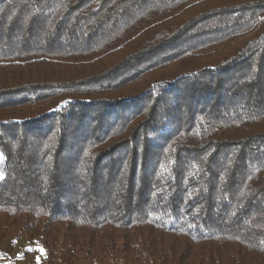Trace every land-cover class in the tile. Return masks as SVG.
<instances>
[{"label":"trees","instance_id":"16d2710c","mask_svg":"<svg viewBox=\"0 0 264 264\" xmlns=\"http://www.w3.org/2000/svg\"><path fill=\"white\" fill-rule=\"evenodd\" d=\"M0 156L44 264H264V0H0Z\"/></svg>","mask_w":264,"mask_h":264},{"label":"rangeland","instance_id":"374dc122","mask_svg":"<svg viewBox=\"0 0 264 264\" xmlns=\"http://www.w3.org/2000/svg\"><path fill=\"white\" fill-rule=\"evenodd\" d=\"M0 264H44L43 243L35 240L28 243L21 238L0 242Z\"/></svg>","mask_w":264,"mask_h":264},{"label":"snow or ice","instance_id":"6c2138e0","mask_svg":"<svg viewBox=\"0 0 264 264\" xmlns=\"http://www.w3.org/2000/svg\"><path fill=\"white\" fill-rule=\"evenodd\" d=\"M0 159H2V156H0ZM0 179H3V176L2 175H0Z\"/></svg>","mask_w":264,"mask_h":264}]
</instances>
